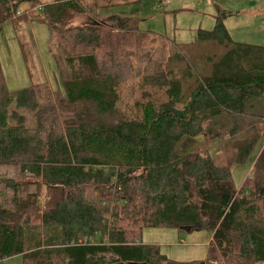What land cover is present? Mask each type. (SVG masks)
Returning a JSON list of instances; mask_svg holds the SVG:
<instances>
[{"label": "trees", "instance_id": "16d2710c", "mask_svg": "<svg viewBox=\"0 0 264 264\" xmlns=\"http://www.w3.org/2000/svg\"><path fill=\"white\" fill-rule=\"evenodd\" d=\"M86 0H0V28L16 26L22 5L48 25L62 89L46 83L8 91L0 65V260L22 264H193L170 259L142 242L145 227L201 226L211 233L207 260L264 264V45L233 40L225 25L233 11L216 6L215 25L198 39L221 48L207 70L193 75L181 44L146 31L127 16H89ZM149 35L167 38L185 62L182 80L166 72L144 83L167 88L168 100L147 104L141 120L117 108L118 88L145 63ZM181 106V107H179ZM206 137L229 157L219 163L207 147L180 151L184 138ZM254 166L236 188L232 167Z\"/></svg>", "mask_w": 264, "mask_h": 264}, {"label": "rangeland", "instance_id": "374dc122", "mask_svg": "<svg viewBox=\"0 0 264 264\" xmlns=\"http://www.w3.org/2000/svg\"><path fill=\"white\" fill-rule=\"evenodd\" d=\"M84 4L90 14L75 17L76 24L91 22L97 5L113 4L99 8V15L127 16L138 20L143 30L165 34L181 44H187L185 54L192 63L193 75L207 70L206 54L211 58L221 50L217 45L198 39L199 28L210 30L214 27L217 5L234 12L225 20L233 40L264 45V10H261L264 9V0H86ZM254 9L256 12L252 11ZM36 14L37 6L25 3L19 16L26 19L18 26L7 21L0 28V65L8 91L39 83H46L54 90L62 89L57 63L49 49L48 25L34 19ZM142 51L150 53L149 60L145 63L136 60L133 63L135 68L141 69L142 75H131L118 88L117 108L128 120H141L147 104L158 106L168 100L167 88L146 85L143 79L145 75L164 71L169 78L178 77L186 93L193 80V76L183 78L185 62L173 59L177 50L169 39L149 35ZM204 147L219 163L227 162L229 156L218 145L209 143L204 136L184 138L179 145L180 151L188 152ZM260 148L258 143L245 164L232 167L236 188H241L251 173L254 157ZM0 174L13 176L15 171L2 168ZM0 202L12 207V193L0 194ZM210 240L211 233L201 226H195L190 231L173 227H145L142 231L143 243L157 245L170 259L193 264H214L207 260ZM22 261L21 255H15L0 260V264H22Z\"/></svg>", "mask_w": 264, "mask_h": 264}, {"label": "water", "instance_id": "95a60500", "mask_svg": "<svg viewBox=\"0 0 264 264\" xmlns=\"http://www.w3.org/2000/svg\"><path fill=\"white\" fill-rule=\"evenodd\" d=\"M182 229L185 230V231H190L191 227H182Z\"/></svg>", "mask_w": 264, "mask_h": 264}, {"label": "crops", "instance_id": "0c3cea01", "mask_svg": "<svg viewBox=\"0 0 264 264\" xmlns=\"http://www.w3.org/2000/svg\"><path fill=\"white\" fill-rule=\"evenodd\" d=\"M253 3H254V1H253ZM114 4H117V3H114ZM217 6H220V5H217ZM221 7V6H220ZM223 8V7H222ZM261 10H264L263 8H261ZM253 12H256V10L254 9V10H252ZM212 29V28H211Z\"/></svg>", "mask_w": 264, "mask_h": 264}]
</instances>
